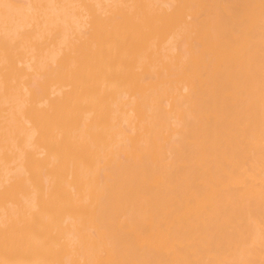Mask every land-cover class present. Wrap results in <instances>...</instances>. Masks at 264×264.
<instances>
[{
	"label": "bare ground",
	"instance_id": "obj_1",
	"mask_svg": "<svg viewBox=\"0 0 264 264\" xmlns=\"http://www.w3.org/2000/svg\"><path fill=\"white\" fill-rule=\"evenodd\" d=\"M0 264H264V0H0Z\"/></svg>",
	"mask_w": 264,
	"mask_h": 264
}]
</instances>
